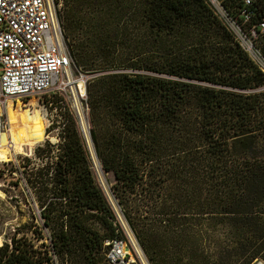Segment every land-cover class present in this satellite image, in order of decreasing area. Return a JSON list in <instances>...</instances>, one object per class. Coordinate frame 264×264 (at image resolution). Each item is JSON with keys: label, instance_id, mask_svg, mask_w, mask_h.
<instances>
[{"label": "trees", "instance_id": "16d2710c", "mask_svg": "<svg viewBox=\"0 0 264 264\" xmlns=\"http://www.w3.org/2000/svg\"><path fill=\"white\" fill-rule=\"evenodd\" d=\"M241 4L223 0L232 14ZM263 7L254 0L252 23ZM57 16L75 66L95 73L90 140L148 262L264 264V74L209 4L61 0ZM68 113L55 147L36 146L42 162L24 157L21 173L61 264H105L120 230ZM34 246L13 235L0 264H53Z\"/></svg>", "mask_w": 264, "mask_h": 264}, {"label": "built area", "instance_id": "2783aa9c", "mask_svg": "<svg viewBox=\"0 0 264 264\" xmlns=\"http://www.w3.org/2000/svg\"><path fill=\"white\" fill-rule=\"evenodd\" d=\"M205 1L264 74V54L257 45L258 37H264V20L251 22L254 0H242L233 14L223 7V0ZM60 5L61 0H0V144L8 130V108L14 101L57 94L67 97L75 108L73 117L92 157L86 85L95 73L82 72L71 59L57 16ZM101 184L120 230V236L104 241L105 264H150Z\"/></svg>", "mask_w": 264, "mask_h": 264}, {"label": "rangeland", "instance_id": "374dc122", "mask_svg": "<svg viewBox=\"0 0 264 264\" xmlns=\"http://www.w3.org/2000/svg\"><path fill=\"white\" fill-rule=\"evenodd\" d=\"M114 69L116 68L114 67ZM55 99H58L57 103ZM68 111L73 114L75 108L71 106V101L67 97L60 95L55 97L52 94L36 95L14 101V106L8 108L7 117L13 116L12 121L8 119V129H14L37 142L32 147L24 145L23 153L17 152L9 143L7 148L8 159L5 162H0V170L5 169L8 162L14 164L18 170V172L13 173L0 172V236L3 241L8 243H10L13 235L17 238L23 236L28 241H31L37 249L40 248L41 243H45L53 264H61L60 258L50 242L53 231L44 226L43 219L38 213V206L25 188L21 172L24 169V157L29 156L32 163L36 165L42 162V159L34 154L36 146L45 148L46 144H54L53 146L55 147L59 140L58 135L62 130V121L65 122L66 117L69 115ZM9 130L7 136L12 133ZM89 144L92 154V174L99 186H102L101 181L103 182L112 202L118 209L109 190L112 182L111 174L104 173L99 168L100 164L94 154L91 141ZM96 163L97 166L99 164L98 170L95 166ZM93 222L96 225L100 223L97 219H93ZM256 263L258 264L259 261H254L252 264Z\"/></svg>", "mask_w": 264, "mask_h": 264}, {"label": "bare ground", "instance_id": "6f19581e", "mask_svg": "<svg viewBox=\"0 0 264 264\" xmlns=\"http://www.w3.org/2000/svg\"><path fill=\"white\" fill-rule=\"evenodd\" d=\"M9 116V115H8ZM8 119L10 121L13 120V116H9ZM9 130V129H8ZM7 130V132H8ZM11 131L12 133L7 136V132L4 134V137H3V140H2V143L0 144V162L2 161H7L8 159V152H7V148H8V145L9 143H11V145L15 148V150L19 153H23L24 151V145H28L30 147H32L34 144H36V140L34 139H31L29 138L28 136L26 135H23L21 134L20 132L12 129V130H9ZM27 150V149H26ZM29 155V154H28ZM99 166V164H98ZM98 166H97V163H96V168L98 170ZM100 168V166H99ZM3 244V239L2 237L0 236V247L2 246ZM257 264V263H256ZM259 264V263H258Z\"/></svg>", "mask_w": 264, "mask_h": 264}, {"label": "water", "instance_id": "95a60500", "mask_svg": "<svg viewBox=\"0 0 264 264\" xmlns=\"http://www.w3.org/2000/svg\"><path fill=\"white\" fill-rule=\"evenodd\" d=\"M95 154V153H94ZM96 156V155H95ZM259 263H261V262H259ZM262 264V263H261Z\"/></svg>", "mask_w": 264, "mask_h": 264}]
</instances>
